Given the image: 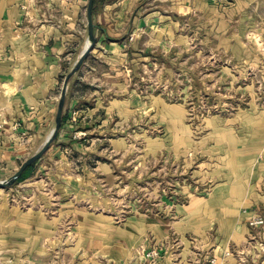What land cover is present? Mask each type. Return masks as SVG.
Returning a JSON list of instances; mask_svg holds the SVG:
<instances>
[{"label":"rangeland","instance_id":"1","mask_svg":"<svg viewBox=\"0 0 264 264\" xmlns=\"http://www.w3.org/2000/svg\"><path fill=\"white\" fill-rule=\"evenodd\" d=\"M228 3L227 32L194 12L181 17L165 49L135 51L140 56L135 69L128 68V110L86 117L65 106V94V122L30 167L32 177L0 188V201L8 206L55 220L47 240L41 241L47 252L34 264H116L109 242L115 227L139 232L147 220L178 219V208L190 206L192 198L215 207L224 219L233 216L228 207L247 213L255 192L264 198V172H255L258 165L264 171V0L245 11L243 29L238 7ZM94 39L75 74L99 56ZM130 49L124 45V52ZM65 78L55 91L56 109ZM258 204L260 213H253L264 220ZM198 213L195 229L199 222L207 225L202 221L208 217L205 208ZM248 227L245 240L230 243L228 264H264V226ZM100 231L109 241L92 249L90 237ZM176 237H170L172 262L181 264L183 246ZM143 246L140 242L130 253L143 252ZM159 247L152 249L160 252ZM207 249L191 245L182 262L215 263Z\"/></svg>","mask_w":264,"mask_h":264},{"label":"crops","instance_id":"2","mask_svg":"<svg viewBox=\"0 0 264 264\" xmlns=\"http://www.w3.org/2000/svg\"><path fill=\"white\" fill-rule=\"evenodd\" d=\"M230 1L240 11L243 29L245 11L250 5L256 9L263 0H93V36L99 56L87 61L69 80L65 106L70 110L77 108L90 118L96 113L128 110L129 98L125 96L132 92L128 91V72L135 69V59L140 56L135 51L165 49L166 39L176 34L181 17L194 12L208 18L216 29L227 32L231 25L226 17L231 10L225 5ZM87 4L88 0H0V180L13 176L24 161L35 155L54 128L55 91L89 44ZM125 44L131 48L129 51L124 52ZM227 46L232 44L228 42ZM23 134L26 136L22 138ZM242 165L246 167L245 161ZM258 166L255 172H264L258 171ZM32 173L30 168L20 183L30 179ZM255 195L245 214L241 215L237 207H228L233 214L228 219L215 207L211 209L203 202L196 204L192 198L190 206L178 208V219H150L139 232L115 227L110 241L106 232L100 231L89 242L92 249L103 248L107 240L111 242L115 250L111 256L116 264H174L170 237L176 235L183 246L178 253L181 264H185L182 260L191 245L202 251L211 249L216 264H228L230 243L245 240L249 233L247 223L253 212L259 210L258 203L264 208L263 195ZM204 208L208 217L202 221L207 225L199 222L195 229L194 215H199L200 210L203 213ZM73 213L81 215L79 211ZM54 221L37 211L23 213L0 201V264H34L37 257L47 252L41 241L47 240ZM40 231L47 233L46 237ZM140 242L144 244L143 252L161 246L158 257L144 260L143 252L131 254L130 250Z\"/></svg>","mask_w":264,"mask_h":264},{"label":"water","instance_id":"3","mask_svg":"<svg viewBox=\"0 0 264 264\" xmlns=\"http://www.w3.org/2000/svg\"><path fill=\"white\" fill-rule=\"evenodd\" d=\"M92 7H93V0H88L87 8H86V17H87V33H88V47L83 51L79 61L73 68V70L66 76L64 80V84L60 93L59 102L57 105V111L55 116V128L51 132L49 138L47 139L44 146L41 148L39 152H37L35 155L24 161L18 171L11 176L8 180L4 181L3 183H0V188L9 187L14 185V183L19 179V177L22 175V173L31 165H33L37 160L41 158V156L47 151L49 145L56 139L57 132L61 128V118H62V111L64 107V100H65V91L67 82L70 79V77L75 74L78 69L80 68L83 60L85 59L87 53L92 49L95 39L93 36V24H92Z\"/></svg>","mask_w":264,"mask_h":264},{"label":"built area","instance_id":"4","mask_svg":"<svg viewBox=\"0 0 264 264\" xmlns=\"http://www.w3.org/2000/svg\"><path fill=\"white\" fill-rule=\"evenodd\" d=\"M130 39H132V37H130ZM248 225L250 227H262L264 226V220L263 218H261L260 216L256 215V214H252V216L250 217L249 221H248ZM159 255V251L157 249H152L149 250L147 252H143V258L144 260H152L154 258H157ZM214 264V262H213Z\"/></svg>","mask_w":264,"mask_h":264},{"label":"trees","instance_id":"5","mask_svg":"<svg viewBox=\"0 0 264 264\" xmlns=\"http://www.w3.org/2000/svg\"><path fill=\"white\" fill-rule=\"evenodd\" d=\"M96 1H97V0H94V2H96ZM64 122H65V115H63L62 118H61V127L63 126ZM31 166H32V165H31ZM31 166H29V167H28V168L22 173V175L19 177V179H17V181L14 183V185L19 184L20 182H22V181L25 179V174H26V172L30 169Z\"/></svg>","mask_w":264,"mask_h":264},{"label":"bare ground","instance_id":"6","mask_svg":"<svg viewBox=\"0 0 264 264\" xmlns=\"http://www.w3.org/2000/svg\"><path fill=\"white\" fill-rule=\"evenodd\" d=\"M87 45H89V44H87ZM87 47H88V46H87ZM87 47H86V48H87Z\"/></svg>","mask_w":264,"mask_h":264}]
</instances>
